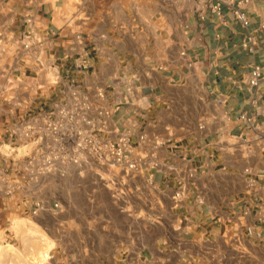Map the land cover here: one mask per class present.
<instances>
[{
    "label": "crops",
    "instance_id": "0c3cea01",
    "mask_svg": "<svg viewBox=\"0 0 264 264\" xmlns=\"http://www.w3.org/2000/svg\"><path fill=\"white\" fill-rule=\"evenodd\" d=\"M128 4L28 1L40 25L58 33L59 55H73L74 35L83 33L93 64L83 86L92 94L104 90L108 106L120 103L108 132L131 133L138 163L123 176L127 199L121 204L89 174L78 176L76 199L62 200L57 209L52 202L33 213V203H23L22 195L34 196L33 184L32 193L0 192V244L12 246L0 264H264V243L245 238L243 228L244 244L235 242L236 212L245 202L264 201V177L256 183L260 196H247L243 172L264 173V80L257 130L238 120L250 105L251 69L264 66V31L258 29L264 0L245 10L257 39L253 52L241 45L248 29L226 8L225 22L218 23L209 13L199 19L193 4L186 16L166 17L158 0H147L139 15ZM119 77L130 78L134 96L126 97L127 83L115 84ZM191 170L196 180L176 203L179 181ZM31 221L43 232L16 231Z\"/></svg>",
    "mask_w": 264,
    "mask_h": 264
},
{
    "label": "built area",
    "instance_id": "2783aa9c",
    "mask_svg": "<svg viewBox=\"0 0 264 264\" xmlns=\"http://www.w3.org/2000/svg\"><path fill=\"white\" fill-rule=\"evenodd\" d=\"M128 1L127 8L139 15L147 0ZM253 1L158 0V5L166 17L172 12L186 16L192 12L193 4V12L199 19H205L209 13L216 17L218 23L225 22L226 8L248 29L241 45L253 52L257 39L249 30L250 18L245 12ZM39 22L33 12L26 14L23 32L10 40L12 63L0 71V192L12 196L17 191H26L38 178L63 177L70 167L81 172L98 167L110 171L108 180L98 175L111 185L114 196L121 200L120 194L126 196L122 188L123 176H129L138 162L133 158L131 133L123 132L114 137L108 132L111 116L119 109L120 103L103 106L99 101L105 102L108 98L104 90L92 94L84 88L83 74L93 64L83 33L74 35L73 55L68 52L59 55L58 33L42 27ZM258 29L264 31V22ZM182 55L186 56V53L182 52ZM263 80L264 66L253 65L247 82L251 93L250 105L238 116L248 130H257ZM121 82L129 85L126 97L134 96L130 78L115 79V84ZM139 140L144 143L145 136L141 135ZM243 172L249 177L247 196L259 197L262 188L256 187V183L263 179L264 173L254 172L251 168ZM195 180V172L191 170L186 179L179 181L180 188L174 195L176 203L185 198L188 183ZM22 199L26 206L33 203V213L46 207L44 202L33 197L24 196ZM260 202V199L253 203L245 202L236 212L239 235H236L235 242L239 246L245 242L239 233L242 228L245 238L264 243V201ZM51 207L57 209L59 203L55 202ZM243 250L236 249L245 255Z\"/></svg>",
    "mask_w": 264,
    "mask_h": 264
},
{
    "label": "rangeland",
    "instance_id": "374dc122",
    "mask_svg": "<svg viewBox=\"0 0 264 264\" xmlns=\"http://www.w3.org/2000/svg\"><path fill=\"white\" fill-rule=\"evenodd\" d=\"M28 1L29 0H0V71L4 70L7 65L12 63L9 48L10 40L11 38H18L24 30L25 16L30 11L28 9ZM106 102L107 101H99L101 105L108 106L106 105ZM251 150L253 152L252 154L250 153L253 156L251 157V161L253 160V162L256 163L258 158L255 157V155L258 153L255 149ZM242 155L243 154H241V156ZM243 156H246V151ZM76 172L78 175H76ZM98 173L106 180L111 178V173L108 169H101L98 167L87 169L84 172L77 170L76 167H70L67 170L66 175L63 177L45 176L38 178L37 182L33 184L35 186L33 187L35 191L33 193V198L37 201L45 203L46 207L44 210H47L52 202H58L60 205L62 200L76 199L75 196L77 195L74 190L76 189L78 176H87L89 174V176H93L97 180L98 184L106 190L105 193H109L110 198L113 201L120 203L127 199L124 194H120L119 197L121 200H118L117 197L114 196V191L111 190V185H109L107 181L101 180V176L98 175ZM31 188L32 187H28L27 189L32 193L33 191H31ZM23 197L24 195L21 196V198ZM107 197L108 196H105L104 194V199H107ZM80 198L83 199V195H80ZM86 198L91 199L92 195H89ZM44 215H46V213ZM30 223L31 224L23 223V225H20L19 229H16V231L43 232L42 228H40L37 224L32 221ZM3 252H5L6 255L11 254L12 246L10 244H7V246H2V244H0V262L4 259Z\"/></svg>",
    "mask_w": 264,
    "mask_h": 264
}]
</instances>
